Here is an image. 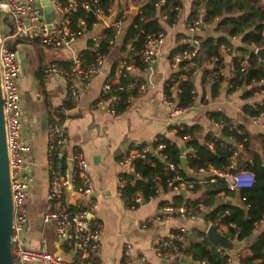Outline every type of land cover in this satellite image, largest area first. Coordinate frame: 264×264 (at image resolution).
I'll return each instance as SVG.
<instances>
[{"label":"crops","instance_id":"0c3cea01","mask_svg":"<svg viewBox=\"0 0 264 264\" xmlns=\"http://www.w3.org/2000/svg\"><path fill=\"white\" fill-rule=\"evenodd\" d=\"M37 1L42 2V0ZM147 1L113 0L114 12L109 16L101 15L96 25L90 31H85L74 42L75 52L79 53L88 49L89 41H92L95 35L105 34V30L112 25L118 13L124 15L121 22V36L112 44L105 58L102 73L82 90L76 106L71 100L69 108L64 106L65 102L70 99L64 80L48 75L36 78L32 74L33 70L36 68L40 70L44 64L37 57L33 59L27 47L22 46L23 49L20 50L21 48L19 49L16 45L21 69L19 84L21 86L22 129L24 138L30 146L27 156L32 162L30 193L27 199L28 225L24 235L25 244L29 248L40 249L43 246L42 240H44L46 251L65 258L70 257L67 249L57 241L52 226L43 221L50 180L46 165L47 132L53 121L64 123L69 139L68 149L80 150L88 162L91 187L88 197L98 203L94 218L103 224L100 246L102 264H138L141 256L145 258L143 264L182 263L180 257L175 256L171 257L169 262L160 259L155 251L157 240L167 238L180 227L186 228L189 241L193 240L195 232L205 234L209 223H217L206 220L205 216L218 204H225L227 199H231L232 205L241 206L236 198L228 197L222 200L223 194L220 193L216 195V204L211 206L197 204L192 208L195 217L191 219L168 216L164 213L162 207L165 204L161 205V202H172L176 194L171 189L161 190L155 197L135 207L129 205L118 193L117 153L119 150L128 149L137 142H150L154 137L162 135L178 144L181 157L185 156L187 162V157L193 153L192 149L186 146V141L190 138L185 140L177 133L178 129L180 126L197 125L199 130L195 131L192 137H197L199 134L200 137L206 134L219 137L222 130L210 117L212 112L222 113L231 124L236 127L240 126L243 132L248 133L250 150L264 154V116L258 115L253 119L243 110L246 105H261L264 95L253 94L252 91L257 84L243 86L233 91L229 89L228 81L231 77L229 65L232 60L230 54L223 55L224 76L221 81H212L203 74V71L210 68L209 62L202 69H197L191 77L196 92L193 104L182 113L170 116L172 106L164 102V88L166 80L172 74L171 51L182 38H198L217 34L212 24L203 23L197 31H190L184 26L185 20L190 17L193 0H181L182 5L174 25L167 24L164 13H158V21L166 33L165 39L157 47L156 56L150 67L145 70L136 68L130 74L133 80H139V83L143 84V88L133 94L131 102L125 109L116 115H110L94 106V102L99 98L103 82L112 73L113 67L122 59L132 57L129 52L130 44L123 43V36L132 24L133 17ZM42 8L46 9L47 5H42ZM111 16H113L112 21L108 23V18ZM242 46L244 43L241 38H233L234 48ZM60 55L58 62L66 63L71 58V53L65 50ZM214 91L217 92L215 95ZM245 92L251 94L244 96ZM22 93L28 94L24 100H22L24 96ZM222 140L230 146L234 144L233 141L231 144ZM238 159L242 165L250 160L249 154L244 150L240 151ZM193 176L202 181L200 185L210 178L209 173L191 174L190 177ZM204 191L205 188L202 187L196 192L186 191L182 196L186 199L201 201L207 197ZM147 218H155V220L144 224ZM259 228L260 226L255 231ZM219 229L227 235L224 225L219 224ZM238 243L240 249L228 254L229 264H241L240 258L250 256L246 241ZM127 244L130 245L129 256L124 254Z\"/></svg>","mask_w":264,"mask_h":264},{"label":"built area","instance_id":"2783aa9c","mask_svg":"<svg viewBox=\"0 0 264 264\" xmlns=\"http://www.w3.org/2000/svg\"><path fill=\"white\" fill-rule=\"evenodd\" d=\"M44 1L42 0L43 4H40V7L45 4ZM36 2L37 0H0V32L2 30L8 31V35L0 36V91L12 200L10 235L12 262L13 264H102L100 246L103 224L94 218V211L98 208V203L88 197L91 192L88 175L89 165L80 150L68 149L69 139L65 125L60 121L51 122L47 132L46 165L50 180L43 221L52 226L57 241L67 249L70 257L65 258L46 251L44 240H42L43 246L40 249H32L25 244L24 235L28 225L27 199L30 193L32 162L27 156L30 146L24 138L22 129L21 98L18 91L21 69L18 55L16 51L12 50V42L9 39L28 38L48 48H59L70 52L71 58L66 62L67 65H63L61 62H53L44 65L43 72L48 76H56L64 80L69 98L76 106L82 90L87 88L96 76L102 73L105 58L112 44L121 36V22L124 15L118 13L109 27L113 29V34L106 46L107 53H102L99 50V44L105 38V34L95 35L92 40L94 45L88 47L93 54V59L86 62L82 51L79 53L74 51L73 44L85 31H90L96 25L101 15L109 16L114 12L113 0H110V5L107 8L108 15L104 14L97 6L98 0H50L52 16L48 21L39 14ZM163 3L164 0H159L156 5ZM261 5L264 7V0H261ZM79 9H83L87 14L93 13L95 15L97 21L93 22L89 29L83 17L73 20V15ZM137 13H141V10L139 9ZM174 24L175 22L170 25ZM202 24V19L189 17L185 20L184 26L190 31H197L202 27ZM10 30L12 31L10 32ZM165 36L164 30L146 34L139 49H135L130 44L129 52L132 57L122 59L113 67L112 73L103 82L99 98L94 102V106L103 109L110 115H116L117 104L123 102L128 105L133 95L127 94L125 98H122L120 93L129 89L139 91L143 88V84L139 83V80L123 83L122 79L128 74H132L136 68L148 69L154 61L157 47L163 43ZM180 43H189L190 49L177 52L170 58L172 74L166 80L164 88V102L172 106L170 111L172 117L191 106H179L178 95L181 92L182 82L191 79L187 72L195 65L192 58L200 49V42L196 37L182 38ZM248 46L251 51L256 53L258 48L254 44L251 43ZM224 54L232 56L229 65L230 79L235 76L237 70L245 73L251 67L249 52L241 53L233 46L222 44L218 49V55L209 60L210 68L207 77L212 81H221L224 76ZM136 63L139 66H136ZM196 71L197 68L193 71L192 76ZM251 84H257V87L252 91L254 95H264V88H262L264 79L254 81ZM228 85L229 89L233 86L230 81H228ZM190 93L194 99L195 89L192 88ZM263 104L264 101L261 105ZM259 116H264V111ZM250 117L255 119L258 116L250 115ZM215 123L220 130L227 129L230 132H236L239 136L236 140L231 136L227 137L234 142L232 146L234 149L227 166L221 170L210 168L207 171L200 169L197 172L194 169H188V173L190 175L209 173L210 182H215L217 178H221L228 189L232 191L251 186L254 182V175L248 170L237 169L240 164L238 155L240 151L245 150L247 138L241 129L230 122L220 120ZM178 130L182 131L183 126H180ZM182 137L187 140L191 138V134L185 133ZM158 140L159 138L156 136L150 142H137L132 147L119 150L117 153L119 165L118 193L132 207L142 204L143 196L139 190L125 196L124 190L126 186L133 185L135 179L140 178V174L135 173V160H145L148 153L155 154L162 162H165L166 170L175 173L171 179L166 181L169 186L175 183L171 187L174 193L190 191L193 188V181H186L178 174V170H182L181 164L175 165L165 161L166 156L160 152L164 147L162 143L150 151L152 142ZM207 145L210 149L213 147L212 142L207 143ZM147 161L150 162L149 159ZM150 163L152 166L154 165L152 162ZM129 174L133 175L134 179L127 178ZM156 179L158 180L159 176H156ZM161 190V187H157L155 192L158 194ZM227 198L228 196L223 194L222 200ZM162 209L168 216L191 219L195 217L192 207L186 201H182L178 205L170 202L165 204ZM154 220L155 218H147L144 224ZM211 224L213 223L208 225ZM188 242L187 229L180 227L167 238L157 240L155 251L157 256L165 262H169L173 256L187 258L182 255L181 250L188 245ZM129 249L130 245L127 244L124 250L125 256H129ZM139 260L142 264L145 262L143 256Z\"/></svg>","mask_w":264,"mask_h":264},{"label":"trees","instance_id":"16d2710c","mask_svg":"<svg viewBox=\"0 0 264 264\" xmlns=\"http://www.w3.org/2000/svg\"><path fill=\"white\" fill-rule=\"evenodd\" d=\"M159 0H148L141 8V13L133 17L132 24L126 29L123 36L124 44H131L135 49H139L146 34L157 33L164 29L160 25L158 13L166 15L167 24L176 22L179 9L182 5L181 0H164L163 4L156 3ZM110 5V0H98L97 6L108 15L107 8ZM206 24H212L215 36L198 37L200 42V49L192 58L194 62L193 68L187 72L188 77H192L193 71L202 69L209 60L218 55L220 45L233 46V38L239 37L244 43V46L238 47L237 50L241 53L249 52L251 67L245 73L238 70L229 81L232 83L230 90L241 89L243 86L250 85L254 81L264 79V62L260 61L256 53L251 51L249 44H254L257 48L264 44V7L261 5V0H193L190 17L193 19L200 18ZM83 17L87 28L91 27L93 22H96L93 13H85L83 9H79L74 15L73 20ZM105 38L99 44V50L102 53H107L106 46L112 37L113 29L107 28L105 30ZM89 47L94 45L93 41H89ZM190 49L189 43H179L170 53V58L177 52ZM83 58L86 62L93 59V54L89 49L82 51ZM63 65L67 63L61 62ZM139 66L138 63L135 64ZM42 70V68H41ZM208 70L203 71L207 75ZM133 81V78L128 74L122 79L123 83ZM216 84L214 85V88ZM194 88L191 79L182 82L181 92L178 95L179 106H189L194 102L190 91ZM264 88V85L262 86ZM135 89H129L121 92L122 98L127 94H134ZM217 92L214 91L215 95ZM249 92H245L244 96ZM251 93H249L250 95ZM65 107H70V99L64 104ZM127 104L120 102L116 106V114L122 112ZM243 110L249 114L258 116L264 111L263 105L244 106ZM210 117L214 121H227L229 119L219 112H212ZM237 128L241 129L240 126ZM199 130V126H183V130H178V134L182 136L185 133L191 134ZM222 134L231 136L233 139L239 138L236 132H230L227 129L222 130ZM243 135L247 138L245 142V152L249 154L250 160L244 164H240L237 169H245L254 175V182L249 187H241L237 191L229 190L226 183L217 178L215 182H210L209 178L206 183L201 184L197 177H188L182 170H178V174L186 181H193L194 185L192 192H196L202 187L205 188L204 199L192 200L185 198L181 193L175 194L172 202L175 205L186 201L192 208L197 204L204 206H211L216 204V195L223 193L224 195L236 198L240 201L241 206L218 204L212 211L206 214V220L222 224L227 229V236L237 240L238 242L246 241L247 248L250 251L249 257L240 258L241 264H264V154L251 151L249 148V137L246 131ZM159 140L152 142L151 149H156L157 145L162 143L163 148L160 151L166 158L167 163L175 165L180 164L181 152L178 144L171 141L162 135L157 136ZM241 138V136H240ZM212 142V149L207 143ZM147 144V143H146ZM186 146L192 149V154L187 157L188 169H194L196 172L200 169L205 171L210 168L221 170L224 169L232 155L233 147L224 143L220 137L216 135L206 134L200 137H192L186 141ZM150 160L154 165L152 166ZM135 173L140 174V178L135 179L133 185H128L125 188V196L139 190L143 196V201H148L155 197L157 187H161L162 191H168L175 184L170 186L166 182L171 179L174 172L165 169V164L155 155L148 153L147 158L135 160ZM159 176V179H156ZM127 178L134 179L133 175H127ZM167 204L166 202H161ZM258 226L259 230L255 231ZM252 238V240H251ZM182 255L191 259L195 264H229V255L216 246L212 245L204 233L195 232L194 239L188 242V245L181 250ZM204 262V263H203ZM142 264V263H138Z\"/></svg>","mask_w":264,"mask_h":264},{"label":"water","instance_id":"95a60500","mask_svg":"<svg viewBox=\"0 0 264 264\" xmlns=\"http://www.w3.org/2000/svg\"><path fill=\"white\" fill-rule=\"evenodd\" d=\"M44 3L47 5L46 9L40 7V4L43 2L37 1L39 14L46 18L48 21L52 16V6L50 0H45ZM134 14V12L132 13ZM113 16L108 18V23L112 21ZM12 30H10L11 32ZM22 40H14L11 43L12 50H16V45ZM256 54L259 57L260 61L264 62V44L256 50ZM19 61V58H18ZM219 137L224 139L228 143H233L231 139L225 138L222 133L219 134ZM152 151V149L150 150ZM165 164V162H163ZM182 171L190 177L188 173L186 157L182 156L180 159ZM186 192H181V195H184ZM225 204L232 205L233 201L227 199ZM11 223H12V200H11V191H10V180H9V171H8V159H7V149L5 141V127H4V117H3V108H2V99L0 91V264H13L12 255H11ZM206 239L214 246L222 249L227 254H232L240 249V244L228 237L226 234L222 233L219 229V223H213L208 225L205 231ZM252 240V238H251ZM180 262L186 264H195L191 259L180 258Z\"/></svg>","mask_w":264,"mask_h":264},{"label":"rangeland","instance_id":"374dc122","mask_svg":"<svg viewBox=\"0 0 264 264\" xmlns=\"http://www.w3.org/2000/svg\"><path fill=\"white\" fill-rule=\"evenodd\" d=\"M8 35V31L6 30H2L0 32V36L1 37H4ZM23 42H19L17 44V47L22 50L23 47H27L29 49V51H31V55L33 57V59H35L37 57V59H40L41 62L44 64V65H49L53 62H58L57 59H59V57L61 56L60 54L64 51L62 49H59V48H48L44 45H41L39 43H37L36 41L34 40H30L28 38H24V39H21ZM10 42H13L14 39H9ZM36 54V56H35ZM34 63V62H32ZM33 65V64H32ZM43 65V66H44ZM43 66H42V70L40 69H34L32 74H34V76L37 78L39 76H43V77H46L47 75L43 72ZM44 79V78H43ZM19 80H20V76H19ZM20 89H21V86L19 84V93H20ZM24 95V96H23ZM22 100L26 99L28 97V94L26 93H22ZM21 100V101H22ZM61 122V121H60Z\"/></svg>","mask_w":264,"mask_h":264}]
</instances>
